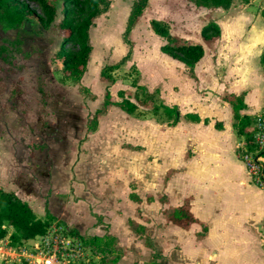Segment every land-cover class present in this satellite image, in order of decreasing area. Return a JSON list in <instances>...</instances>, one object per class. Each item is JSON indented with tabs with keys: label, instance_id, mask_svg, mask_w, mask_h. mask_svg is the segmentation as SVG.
Wrapping results in <instances>:
<instances>
[{
	"label": "rangeland",
	"instance_id": "obj_1",
	"mask_svg": "<svg viewBox=\"0 0 264 264\" xmlns=\"http://www.w3.org/2000/svg\"><path fill=\"white\" fill-rule=\"evenodd\" d=\"M52 2L56 16L50 26L44 28L30 15L31 22L24 27L0 28V46L7 48L0 56V179L10 181L12 188H26L32 182L21 173L35 174L39 188H33V183L29 186L33 188L31 197L44 200L33 203L34 213L43 217L41 205L52 195V214L67 229L86 238L114 237L113 251L103 259L107 264H241L243 256L246 262H253L245 233H234L235 241L229 245L237 256L216 258L204 240L208 229L203 223L197 221L198 226L183 229L166 218L183 202L191 204L193 180L192 173H173L171 168L163 173L168 160L160 155L161 133L170 131L173 116L161 108L153 113L152 105L164 101L162 95L169 102L196 99L192 98L187 68L161 51L165 41L152 32L149 20L163 21L171 34L201 43V28L209 20L219 19L224 39L243 36L242 40L258 44L264 40V0H233L226 10L197 7L190 0H149L129 34L132 53L113 71L116 81L109 84V91L113 100H120L119 90L135 100L131 80L136 78L154 96L148 106L139 105L134 115L108 106L91 132L86 121L102 107L107 84L100 70L127 52L123 31L132 0H109L107 10L93 19L89 29L92 51L86 71L75 85L58 82L61 65L54 55L61 42L62 14L61 1ZM230 12L236 17L225 19ZM216 41L203 44L207 64L216 57ZM194 72L211 89L210 71L204 73L197 66ZM175 139L182 137L176 135ZM261 160L264 162V155ZM51 176L52 193L49 189L44 194L42 183L46 184L45 179L50 182ZM40 188L43 192L39 194ZM51 226L52 232L59 229L54 222ZM11 231L8 227V233ZM261 235L264 237V230ZM66 238L69 240L60 248L64 253L79 241L71 233ZM39 243V236L15 245L9 244L7 236L2 238L0 264H36L31 257L25 259V252L33 253ZM75 252L74 262L68 264L103 262L90 246L81 244V250Z\"/></svg>",
	"mask_w": 264,
	"mask_h": 264
},
{
	"label": "crops",
	"instance_id": "obj_2",
	"mask_svg": "<svg viewBox=\"0 0 264 264\" xmlns=\"http://www.w3.org/2000/svg\"><path fill=\"white\" fill-rule=\"evenodd\" d=\"M216 17L212 18L216 19ZM234 17L236 15L230 12L225 19ZM214 22L220 24L219 19ZM242 37H236L237 40H234L231 35H228L224 39L221 26L220 36L215 38L217 39L215 59L210 58L207 64L204 49V55L195 64L194 69L202 66L204 73L205 70L210 71L211 89L203 84L200 75L194 72L195 77H192L187 69L188 76L191 78L190 91L195 101L169 102L162 95L164 99L162 103L167 106H177L179 115L175 124L168 125L173 132L162 131L159 146L162 160L164 155L168 160L163 173L168 168H171L173 173H192L193 198L191 204H187L196 222L190 225L198 226L197 221H200L207 227L204 240L210 243L209 247L213 255L216 258L224 254L228 257L237 256L238 252L230 249L229 245L235 241L234 233H245L248 239L246 243L248 255H251L254 260L246 262L243 256L244 262L241 264H264V237L261 235L264 230V192L250 182L246 167L238 157V145L243 138L233 127L231 105L222 99L225 94L244 93L245 107L240 112L253 117L264 107V71L259 63L264 40L254 44L249 39L242 40ZM184 40L188 42L187 39L184 38ZM204 43L208 42L202 40L200 44L203 46ZM175 89L180 91L179 87ZM259 97L262 101L258 100ZM186 114H195L199 120H193ZM216 123H221L222 126L218 128ZM176 135H181L182 139L176 141ZM189 148L191 152L186 157ZM21 174L35 184L33 188H39L35 174ZM50 178V182L45 179L46 184L42 183L45 189L44 194L49 189L52 193V176ZM32 183L27 182L26 188H12L10 181L0 179V188L14 192L33 210V203H38L41 197H31L30 190L33 191V188L30 189L29 186H32ZM41 192L43 191L40 188L39 194ZM32 198L36 201L33 202ZM41 200L43 201L44 198ZM51 202L52 195L48 203L45 202L44 207L41 205L42 213L45 214L47 209L52 214Z\"/></svg>",
	"mask_w": 264,
	"mask_h": 264
},
{
	"label": "trees",
	"instance_id": "obj_3",
	"mask_svg": "<svg viewBox=\"0 0 264 264\" xmlns=\"http://www.w3.org/2000/svg\"><path fill=\"white\" fill-rule=\"evenodd\" d=\"M62 18L59 21L61 32V42L58 50L54 55L61 67L58 82L65 85L66 83L78 84L82 79L92 45L89 39V29L93 25V19L105 12L110 4L109 0H60ZM149 0H132L130 11L126 19L123 31V41L127 44L126 54L116 63L106 64L100 70V77L106 81L102 107L96 109L94 114L87 119V131H94L97 127V120L101 113L108 106L114 105L129 115H134L139 105L148 106V101L154 96V93H148L146 88L139 84L136 78H132L131 86L136 90L134 99L131 100L123 96V91H118L120 100H113L109 91V84L116 81L113 71L118 69L132 53V42L129 34L139 17L142 15ZM197 7L222 8L229 9L233 0H190ZM249 2L250 0H244ZM35 5L39 11L32 7ZM32 15L38 23L44 28L53 23L56 16V8L52 0H0V28L2 30L16 29L26 26ZM261 15L264 20V8L261 9ZM149 26L152 32L164 39V43L160 49L170 57L181 61L192 77L194 76V66L204 55V48L200 43H190L180 37L170 33L167 23L152 18L149 20ZM200 36L203 41L209 42L220 36L219 25L210 20L200 30ZM7 48L0 46V56ZM259 63L264 71V48L260 54ZM134 70L137 69L133 66ZM244 93L235 95L232 93L223 95L222 99L231 105L233 114V127L236 133L242 136L245 144L249 145L253 135V123L255 116L241 113L245 107L243 102ZM164 110L167 114L173 116L170 125L178 120L177 106H167L159 101L152 105L153 113H157L159 109ZM193 120H199L195 114H186ZM221 123H216V127L220 128ZM264 154V152H263ZM135 201L138 197L134 198ZM166 218L173 224L187 228L196 219L189 210L187 203L174 208L166 215ZM60 226L63 230L76 236L81 244L90 246L96 254L102 256V263L107 264L103 259L113 251L112 236H91L83 237L77 230L67 229V225L51 214L47 209L43 217H38L27 202L20 199L14 192L5 191L0 188V238L8 237L9 244L15 245L22 240L33 239L47 232L52 223ZM8 227L12 229L8 233Z\"/></svg>",
	"mask_w": 264,
	"mask_h": 264
},
{
	"label": "built area",
	"instance_id": "obj_4",
	"mask_svg": "<svg viewBox=\"0 0 264 264\" xmlns=\"http://www.w3.org/2000/svg\"><path fill=\"white\" fill-rule=\"evenodd\" d=\"M238 146V157L244 163L251 181L264 192V162L261 160V156L264 155V109L255 115L253 135L249 145L243 141ZM51 227L45 234L39 236L40 243L35 245L33 253L25 252V259L28 260L31 257L34 260L33 263L36 264H68L69 261L74 262L75 251L81 250L80 240L78 239L77 244L71 243L72 248H69V252L65 251L64 253L60 248H63L61 244L69 240L66 238L69 232L60 226L59 229L52 232ZM52 235H54L53 239ZM0 256H2L1 253Z\"/></svg>",
	"mask_w": 264,
	"mask_h": 264
}]
</instances>
